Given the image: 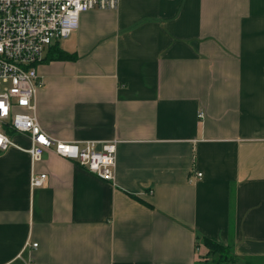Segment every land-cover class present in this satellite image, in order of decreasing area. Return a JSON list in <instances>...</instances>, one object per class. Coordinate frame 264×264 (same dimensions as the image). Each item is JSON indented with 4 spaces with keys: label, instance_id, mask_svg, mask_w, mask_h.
<instances>
[{
    "label": "crops",
    "instance_id": "crops-1",
    "mask_svg": "<svg viewBox=\"0 0 264 264\" xmlns=\"http://www.w3.org/2000/svg\"><path fill=\"white\" fill-rule=\"evenodd\" d=\"M53 48L38 121L56 141H117L115 180L0 152V264L220 260L204 239L264 264V0H122Z\"/></svg>",
    "mask_w": 264,
    "mask_h": 264
},
{
    "label": "built area",
    "instance_id": "built-area-1",
    "mask_svg": "<svg viewBox=\"0 0 264 264\" xmlns=\"http://www.w3.org/2000/svg\"><path fill=\"white\" fill-rule=\"evenodd\" d=\"M121 1L0 0V152L14 147L36 163L52 151L114 182L117 141L100 149L96 141H56L43 131L36 113L37 92L43 86L37 67L52 47L78 30L83 13L117 10ZM16 134L27 137L30 148L17 145L13 139ZM47 180V174H33L31 186L41 188Z\"/></svg>",
    "mask_w": 264,
    "mask_h": 264
},
{
    "label": "trees",
    "instance_id": "trees-1",
    "mask_svg": "<svg viewBox=\"0 0 264 264\" xmlns=\"http://www.w3.org/2000/svg\"><path fill=\"white\" fill-rule=\"evenodd\" d=\"M49 59L50 60H72L74 59V57L66 54L59 48H53L50 52ZM204 243L210 251H212L214 254H218L221 260L226 259L227 256L229 255V251L227 250V248L225 249L223 246H220L219 244L209 239H204Z\"/></svg>",
    "mask_w": 264,
    "mask_h": 264
},
{
    "label": "rangeland",
    "instance_id": "rangeland-1",
    "mask_svg": "<svg viewBox=\"0 0 264 264\" xmlns=\"http://www.w3.org/2000/svg\"><path fill=\"white\" fill-rule=\"evenodd\" d=\"M207 258L208 259H207V261H205L204 264H222V262H225V264H232V263L235 264V262L234 261H231V259L228 256L223 261L221 260V258L219 260V258L216 257L215 255L210 256V257H207Z\"/></svg>",
    "mask_w": 264,
    "mask_h": 264
}]
</instances>
